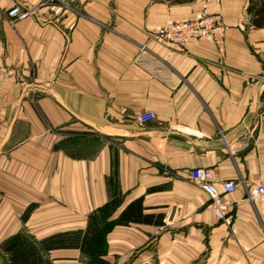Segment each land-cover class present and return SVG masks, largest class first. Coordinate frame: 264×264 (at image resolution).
<instances>
[{
  "label": "crops",
  "instance_id": "1",
  "mask_svg": "<svg viewBox=\"0 0 264 264\" xmlns=\"http://www.w3.org/2000/svg\"><path fill=\"white\" fill-rule=\"evenodd\" d=\"M263 2L0 0V264L17 233L85 230L116 188L111 219L141 199L151 221L115 225L109 264H264V205L247 196L264 182ZM14 5L31 15L11 24ZM208 14L220 44L156 37ZM198 167L238 182L229 226L191 182ZM47 257L90 264L78 248Z\"/></svg>",
  "mask_w": 264,
  "mask_h": 264
},
{
  "label": "trees",
  "instance_id": "2",
  "mask_svg": "<svg viewBox=\"0 0 264 264\" xmlns=\"http://www.w3.org/2000/svg\"><path fill=\"white\" fill-rule=\"evenodd\" d=\"M175 3L191 0H170ZM254 24L264 25V2L258 9ZM121 199L116 188L109 202L91 212L85 230L58 232V234L37 240L31 234L17 233L7 239L1 246L8 256L10 264H53L47 253L58 248H78L90 258V264H109L107 254V235L117 224L129 222H150L151 219L142 213V200L138 199L128 205L118 218L111 219L114 211L120 206ZM29 210L25 213L28 214Z\"/></svg>",
  "mask_w": 264,
  "mask_h": 264
},
{
  "label": "built area",
  "instance_id": "3",
  "mask_svg": "<svg viewBox=\"0 0 264 264\" xmlns=\"http://www.w3.org/2000/svg\"><path fill=\"white\" fill-rule=\"evenodd\" d=\"M32 11L24 8L23 5H14L8 9L6 17L11 24H15L31 15ZM226 26L221 15L208 14L194 19H180L166 23L162 26L156 37L159 41L170 42L175 45H185L198 40L220 44L225 36ZM3 82V75L0 69V87ZM155 113L144 111L138 117L139 122L154 120ZM191 182L203 189L211 199V208L218 218L223 220L225 225L233 221L232 207L234 201L227 196L238 188V182L227 180L218 186L215 181V169L208 167L193 168L191 171ZM249 200L264 205V182L247 189Z\"/></svg>",
  "mask_w": 264,
  "mask_h": 264
},
{
  "label": "rangeland",
  "instance_id": "4",
  "mask_svg": "<svg viewBox=\"0 0 264 264\" xmlns=\"http://www.w3.org/2000/svg\"><path fill=\"white\" fill-rule=\"evenodd\" d=\"M83 150H84V149H83ZM83 150H82V151H83ZM77 151H78V150H75V152H76V153H80L79 151H78V152H77ZM82 151H81V152H82ZM86 258H87V262H89V263H90V258H89V256H88V255H87V257H86ZM88 259H89V260H88Z\"/></svg>",
  "mask_w": 264,
  "mask_h": 264
}]
</instances>
